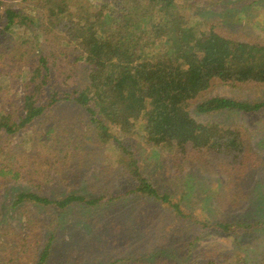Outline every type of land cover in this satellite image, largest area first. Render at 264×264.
I'll return each mask as SVG.
<instances>
[{
    "label": "rangeland",
    "instance_id": "374dc122",
    "mask_svg": "<svg viewBox=\"0 0 264 264\" xmlns=\"http://www.w3.org/2000/svg\"><path fill=\"white\" fill-rule=\"evenodd\" d=\"M88 1L94 7L101 4ZM5 3L0 19V115L20 108L35 90L37 82L31 80L36 69L47 80L40 98L56 90L71 99L67 97L62 108H48L13 136L0 132L1 162L14 151H25L30 159L35 157L36 173L41 168L48 172L32 175L27 170L25 180L0 179V241L11 243L7 232H26L34 223L41 245L55 236L45 264H264V226L256 225L264 222V108L253 113L196 110L212 97L264 102V83L215 80L191 105V116L198 122L218 124L224 132L251 141L245 151L236 148L225 157L221 151L192 149L185 155L176 146L152 148L144 134L123 135L112 125L113 136L128 146V152L115 142L100 147L91 131L96 124L70 94L89 84L88 65L84 61L72 65L78 54L75 47L66 42L61 28L51 31L45 9L35 0ZM6 8L17 14L10 26ZM182 14L201 20V33L216 26L236 39L264 45V0H207L183 5ZM70 138L79 139V149L70 150L71 156L65 148ZM51 152L57 153L52 157ZM132 152L143 176L160 196L170 197L169 203L134 192L139 182L128 171ZM43 160L50 162L42 164ZM225 160L235 167L228 168ZM5 165L0 163V168ZM22 192L56 200L70 194L102 199L96 206H30L27 214L24 206L19 212L13 206ZM5 248L0 247V264H29L18 254L5 259L1 252Z\"/></svg>",
    "mask_w": 264,
    "mask_h": 264
},
{
    "label": "trees",
    "instance_id": "16d2710c",
    "mask_svg": "<svg viewBox=\"0 0 264 264\" xmlns=\"http://www.w3.org/2000/svg\"><path fill=\"white\" fill-rule=\"evenodd\" d=\"M100 1V6L94 7L88 0H35L39 7L45 9L51 31L61 28L66 42L75 47L78 54L72 65L84 61L89 67V84L83 90L70 94H74L72 101L85 109L96 124L91 131L95 132L97 144L102 147L115 142L128 152V146L124 148L113 136L112 125L123 135L144 134L152 148L176 146L185 155H189L188 151L192 149L210 154L221 151L220 156L225 157L234 153L236 148L239 152L245 151V146L251 141L240 138L235 132H224L218 124L198 122L190 110L193 100L205 93L215 80L232 85L263 84L264 45L236 39L216 26L211 27L209 33H201L204 23L186 18L182 14V6L203 4L207 0ZM5 6V0H0V19ZM4 13L10 26L17 14L7 8ZM41 61L47 62L45 58ZM41 74L40 69L32 72V84L37 82V85L24 98L21 107H11L0 115L2 134L13 136L48 108H62L61 103L71 99L68 93L56 90L50 92L48 98H40L42 86L47 83ZM263 108L264 102L212 97L198 104L196 110L201 114L223 110L253 113ZM77 141L78 138L68 140L65 145L68 155H72L70 150L79 149ZM5 149L6 152L15 150ZM14 153L0 161L2 165L6 164L0 168V179H8L9 182L25 180L27 170L32 175L48 174L44 168L40 173L34 171L35 157L30 159L25 151ZM56 153L51 152V156ZM138 161L132 152L128 171L139 182L134 192L169 203L170 197L160 196L143 176ZM48 162L43 160L42 164ZM224 163L230 169L235 167L230 160ZM64 165L66 167L68 163ZM101 199L70 194L56 200L38 193L22 192L15 196L13 206L16 212L24 206L28 214L30 206H55L58 209L75 203L96 206ZM256 225L264 226V222ZM28 228L21 233L15 230L7 232L12 242L0 241V247H6L1 252L5 259L18 254L24 263L45 264L52 253L55 236L51 235L43 246L37 241L39 226L33 223Z\"/></svg>",
    "mask_w": 264,
    "mask_h": 264
}]
</instances>
